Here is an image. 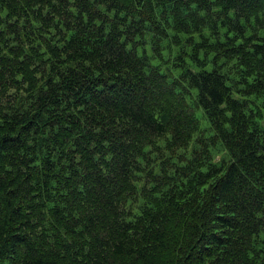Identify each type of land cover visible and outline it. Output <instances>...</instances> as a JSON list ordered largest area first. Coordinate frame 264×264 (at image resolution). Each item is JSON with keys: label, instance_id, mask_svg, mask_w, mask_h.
I'll list each match as a JSON object with an SVG mask.
<instances>
[{"label": "trees", "instance_id": "obj_1", "mask_svg": "<svg viewBox=\"0 0 264 264\" xmlns=\"http://www.w3.org/2000/svg\"><path fill=\"white\" fill-rule=\"evenodd\" d=\"M0 264H264V0H0Z\"/></svg>", "mask_w": 264, "mask_h": 264}, {"label": "rangeland", "instance_id": "obj_2", "mask_svg": "<svg viewBox=\"0 0 264 264\" xmlns=\"http://www.w3.org/2000/svg\"><path fill=\"white\" fill-rule=\"evenodd\" d=\"M220 159V157H218V159L217 160H219Z\"/></svg>", "mask_w": 264, "mask_h": 264}]
</instances>
